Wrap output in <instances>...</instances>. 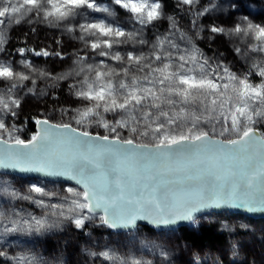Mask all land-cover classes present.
<instances>
[{
	"label": "snow or ice",
	"instance_id": "obj_1",
	"mask_svg": "<svg viewBox=\"0 0 264 264\" xmlns=\"http://www.w3.org/2000/svg\"><path fill=\"white\" fill-rule=\"evenodd\" d=\"M111 4L129 14V29L115 19L111 5L98 0H0V44L7 42L5 27L43 23L76 33L85 50L56 75L26 60L20 61L23 71L0 62V83L4 84L0 88V166L66 176L82 185L80 191L68 189L73 199L66 211L63 204L50 206L60 210L53 217L71 220L77 228L97 218V210L103 213L101 223L115 228L134 226L138 219L170 223L181 218V210L205 201L264 206V25L244 17L231 29L208 28L210 33L241 39L247 51L262 54L260 60L252 61L248 73L239 76L207 57L192 37L178 33V22L165 13L161 0H111ZM198 4L199 0H177V8L185 5L190 11ZM213 7L195 11L192 25ZM78 17L83 22L73 23ZM160 20L169 21V30L153 41L145 39L144 29ZM194 35L199 37V32ZM123 45L132 50L121 52ZM235 51L246 55L240 48ZM35 54L53 55L47 50ZM94 56L116 64L94 62ZM253 74L259 83L251 82ZM39 80L51 81V87L69 81V91L83 105L74 110L75 123L96 125L109 134L93 135L71 123L36 118L40 126L36 134L28 140L15 136L6 118L15 117L21 107L17 90L46 95L27 87ZM121 130L127 131V137H122ZM140 137L151 143H137ZM175 170L182 171L184 179L163 178ZM30 191L41 197L52 195L38 186ZM36 202L45 203L43 199ZM32 220L34 225L23 221L29 230L59 226L58 219ZM3 227L5 232L17 231ZM101 255L117 259L109 252Z\"/></svg>",
	"mask_w": 264,
	"mask_h": 264
},
{
	"label": "trees",
	"instance_id": "obj_2",
	"mask_svg": "<svg viewBox=\"0 0 264 264\" xmlns=\"http://www.w3.org/2000/svg\"><path fill=\"white\" fill-rule=\"evenodd\" d=\"M103 1L108 2L109 0ZM161 2L165 13L174 16L178 22V32L182 33L184 31L187 34L189 29L184 30V26L196 29V33L199 32V37L194 34L191 35L192 38L196 37L193 39L194 44L202 49L207 57L213 61L222 62L232 72L241 70L244 75L249 72L253 60H260L262 58V54L260 53L253 56H243L241 59L236 57L235 54H230L228 50L229 44H224V41L238 42L239 46L237 48L240 46V48L244 47V41L234 36L229 37L228 35L210 33L208 28L212 25H218L225 29H231V27L241 20V17L258 20L259 23L264 24V0H199L197 7L191 11L189 10V6L185 5L177 8L174 0H161ZM212 5H214L212 11L199 17L194 27L191 23L195 18L194 12ZM180 16L185 20H181ZM128 26L131 27V25ZM200 26H203L202 31L200 30ZM16 28L20 31L15 32ZM168 30L169 21L160 20L154 26L149 25L145 28L143 36L145 39L153 41L157 34H164ZM3 32L5 33L7 42L6 44H0V57L4 55L14 60V69L17 71H23L24 69L21 63L16 65V62L26 60L38 69L46 70L54 75L60 74L69 67L77 53L83 55L85 51L82 42L75 38L77 34L69 33L63 27H50L43 23H21L20 25H10L7 28L5 27V29L3 28ZM216 41H219V43L216 44ZM22 48L35 51H25L21 54L19 50ZM143 49L145 52L148 51L147 46ZM42 50H47L53 55L37 56L35 54ZM54 53H60L64 58L58 57ZM88 55L91 56L92 53L88 51ZM100 59L112 65L116 64L115 61H108L103 57H93L94 62H99L101 61ZM249 79L253 83L260 82V78L255 74L250 76ZM51 83V81L44 80L37 81L35 86L27 83V87H36L37 92L43 90L47 93L46 95L30 94L27 93L26 89L17 90L22 100L21 107L17 110V115L14 118H17L24 137L28 140L32 135L36 134V118H48L55 123H71L76 128H84L95 134L101 133L100 129L94 125L85 127L76 124L72 119L76 115L74 110L82 108L83 105L69 91L70 82L60 81L55 87H51ZM1 85L3 84H0V88L3 87ZM7 118L11 121L12 117L8 116ZM261 130L264 131V128ZM121 135L122 137H127L128 133L125 130H121ZM137 142L150 143L151 141L140 137L137 139ZM8 178H11L16 183L14 188H19L20 184L21 189L27 180V178L23 177L0 174V179ZM39 181L44 185H56L61 188L64 186L63 183L59 182ZM1 188L2 184L0 183V190ZM0 197L4 203L5 200L2 198L1 193ZM45 217L49 218V220L58 219L59 226L47 230L33 231L32 233L20 236V243H22V246L26 250V255L31 257L29 259H34L32 264H133L135 261H139L140 264H164L165 262L167 264H187L186 261L178 259L180 251L175 247L164 245L162 241H157L155 238L142 237L140 239L139 237L143 236V234L150 233L151 235H155L159 233L147 226H140L136 232L117 233L101 223V221L94 223L95 225H91L89 223H92V221L89 220V223L85 222L83 228H77L68 219L52 217L49 214H45ZM70 229L72 231L68 235L70 241L67 239L68 236L64 241H56L52 237L61 232H65L66 234ZM176 231L178 232L179 243L187 245L192 249H204L206 247L223 245L227 238V233L223 230H217L214 224H200L195 228H191L188 225L178 228ZM73 233H76L74 234L76 240L71 239ZM94 237H98L102 241V245L109 244L110 242L115 243L119 249L113 257L117 259L105 258L101 255L104 252L100 253V247H95V250L99 248L95 254H89L88 243L90 244V241ZM83 244L87 247L86 252H84V248L82 247ZM129 244L145 248V257L140 255L136 257V260H129L127 252L132 251ZM164 248L166 259L163 256L159 257V253H163ZM167 254L169 258H167ZM1 260H3V257L0 255Z\"/></svg>",
	"mask_w": 264,
	"mask_h": 264
},
{
	"label": "rangeland",
	"instance_id": "obj_3",
	"mask_svg": "<svg viewBox=\"0 0 264 264\" xmlns=\"http://www.w3.org/2000/svg\"><path fill=\"white\" fill-rule=\"evenodd\" d=\"M174 1L177 4V0ZM98 2L103 3L105 5H111V7L115 11V19L120 23H122L126 29L130 28L128 26L130 25L128 23L129 14L125 10H122L119 6L111 4V0H109L108 2L103 0H98ZM182 6L183 5H181L180 7ZM92 15L96 17H102L101 13H93ZM242 18L244 17H241V19ZM180 19L185 20L181 16ZM248 20H250L254 24L264 25L259 23L258 20H254V19H248ZM76 22H83V21H81L80 18L78 17L77 21H74L73 23ZM22 27L26 28L25 26ZM184 28H185L184 30L189 29L187 35L190 37L192 34L196 33V29L194 28H189V26H184ZM17 31L20 30L19 29L15 30V32ZM182 33L185 32L183 31ZM194 38L196 37L194 36ZM194 38H192V40ZM217 43H219V41L218 42L216 41V44ZM223 43L229 44L228 50L230 54L231 53L235 54L236 57H238L239 59H241L243 56H253L258 54L247 51V45L245 42L243 43V45H245L244 47L240 48L241 47L240 46L238 48L241 49L242 53H246V55L237 53L235 51L237 46H239L238 42L224 41ZM137 47L139 48V46ZM120 50L121 52H124V51H130L132 49L130 45H123L121 46ZM103 58L107 59L106 57ZM4 61L12 63L13 67L15 68L14 60L2 55L0 57V62H4ZM19 63L20 61H17L16 65H18ZM234 73H236L239 76L243 75V71L241 70ZM1 86L4 87V84ZM108 115L110 118V114ZM6 123L9 125L10 128L15 129L14 131L15 136H19L21 139L27 140L23 135L21 126H19L18 124L17 118L12 117L11 121L10 119L6 118ZM96 127L100 129L101 131V133H99L100 135L109 134L106 133L107 131L104 128L98 126ZM217 127L219 129V126ZM78 129L85 130L84 128H78ZM4 136L5 138H7L6 133L4 134ZM216 137H220V136H216ZM220 138L225 139V137H220ZM1 175H6V174H1ZM39 180L42 179L27 177V180L25 181V184L21 189L20 184L18 186L19 188H14V186H16V183L11 178L0 179V183L2 184L0 193L2 194V198L5 200V202L3 203L2 202L3 200L0 199V225L7 226L8 228H12V227L17 228V231L15 232H5L4 227L0 226V255L3 257V260L0 261V264H32L34 262V259H29L31 257H28V255H26V250L22 246V243H20V236L23 234L32 233L33 231L35 232L36 230H29L28 225L23 223V221L27 220L29 221L30 224L34 225L35 221L32 220V217L40 219V218H44L45 214L46 215L49 214L52 216L53 212L60 211L59 209L50 207L51 205H55V204H63L64 210L66 211L71 203V200L73 199L72 193H69L68 189L72 188L76 191H80L79 188L71 184L63 183L64 186L61 188L56 185H44ZM32 186L41 187L45 190V192L51 193L52 195L41 197L39 194L30 191ZM12 193H16L17 195L13 196ZM23 196H30L32 198L31 199L19 198ZM65 197L68 198L67 201H65L64 199ZM40 199L44 200L45 202L44 206H41L39 203L36 202ZM84 215H88L86 210ZM95 215L97 218L90 220L92 221V223H89V220H87L86 222H88L91 225H95L94 223L101 221L99 217H102V215L101 214H95ZM12 220H19L20 223L13 224L11 223ZM200 224H214L217 230L225 231L227 233L226 242L223 245H218L215 247H206L204 249H200V248L192 249L187 245H183L182 243H179V236H178V232L176 231L177 229L170 231L168 230L158 231L159 233L155 235H151L150 233L143 234V236L141 235L139 238L140 239L142 237H148L149 239L155 238V240L157 241H162L164 245L175 247L180 251V253L178 254V259H180L181 261H186L187 264H264V219H253L251 217H248L247 215L234 213L232 211L227 210L220 213H207L201 215L200 217L193 220L189 224V227L195 228ZM138 228L135 229L134 232H136V230H139ZM70 232H72L71 229L66 234L65 232L64 233L61 232L60 234H55V236L52 237H54L56 241L57 240L64 241L66 240ZM74 234L76 233L72 234L71 236L72 240L73 239L76 240ZM67 239L68 241H70L69 236ZM88 245H89L88 250L90 249L89 254H95L96 250H99V248L95 250V247L101 248L100 253L109 252L112 256L117 254V250L119 249L118 246L113 242L102 245V241L98 239V237H94L92 241H90V244L88 243ZM129 246L132 249V251L129 252L126 251L129 260H136V257L140 255L144 256L145 248H140V246L135 247V245L133 244L132 245L129 244ZM82 247L84 248V252H86L87 251L86 245L83 244ZM164 250L165 248L163 249V253H159V257L163 256V258L166 259V253L164 252ZM167 258H169L168 254H167ZM164 264L167 263L165 262Z\"/></svg>",
	"mask_w": 264,
	"mask_h": 264
},
{
	"label": "water",
	"instance_id": "obj_4",
	"mask_svg": "<svg viewBox=\"0 0 264 264\" xmlns=\"http://www.w3.org/2000/svg\"><path fill=\"white\" fill-rule=\"evenodd\" d=\"M52 123H55L52 121ZM39 125H36L37 132L39 131ZM74 127V126H73ZM76 128V127H74ZM78 129V128H77ZM80 130V129H78ZM36 132V133H37ZM96 135L95 133H92ZM214 139H223L220 137L214 136ZM0 174L6 175H14L18 177H31V178H39L45 181L50 182H60L71 184L82 190V185L78 184L75 180H72L66 176L60 175H48L43 172L38 171H25L19 168H10L0 166ZM167 181H179L184 179V173L179 170H175L173 172L167 173L163 177ZM232 211L234 213L244 214L253 219H264V206L255 205V206H239L238 202H224V201H205L203 203L196 204L188 210H181V218H173L170 223H153L152 219H138L134 226H120V227H109L114 232H131L137 229L140 226H147L156 231H165V230H175L178 228H182L188 226L193 220L200 217L201 215L207 213H220L223 211ZM96 214L103 215L101 210H97Z\"/></svg>",
	"mask_w": 264,
	"mask_h": 264
}]
</instances>
